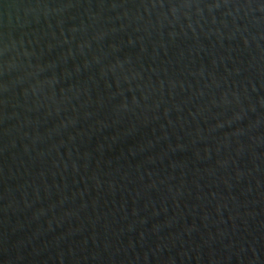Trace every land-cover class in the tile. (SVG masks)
Segmentation results:
<instances>
[{"label":"water","instance_id":"obj_1","mask_svg":"<svg viewBox=\"0 0 264 264\" xmlns=\"http://www.w3.org/2000/svg\"><path fill=\"white\" fill-rule=\"evenodd\" d=\"M0 264H264V0H0Z\"/></svg>","mask_w":264,"mask_h":264}]
</instances>
